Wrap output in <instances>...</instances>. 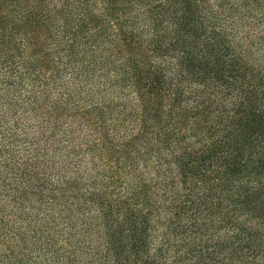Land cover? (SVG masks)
Returning <instances> with one entry per match:
<instances>
[{"label": "trees", "instance_id": "trees-1", "mask_svg": "<svg viewBox=\"0 0 264 264\" xmlns=\"http://www.w3.org/2000/svg\"><path fill=\"white\" fill-rule=\"evenodd\" d=\"M4 264H264V0H0Z\"/></svg>", "mask_w": 264, "mask_h": 264}, {"label": "rangeland", "instance_id": "rangeland-1", "mask_svg": "<svg viewBox=\"0 0 264 264\" xmlns=\"http://www.w3.org/2000/svg\"><path fill=\"white\" fill-rule=\"evenodd\" d=\"M6 241H4L2 238H0V264H4V254L8 253V248H7V244L5 243Z\"/></svg>", "mask_w": 264, "mask_h": 264}]
</instances>
